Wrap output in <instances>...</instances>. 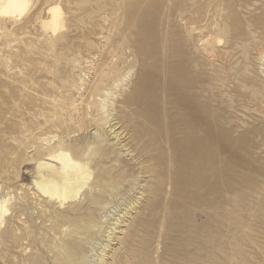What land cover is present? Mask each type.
<instances>
[{
	"label": "rangeland",
	"instance_id": "374dc122",
	"mask_svg": "<svg viewBox=\"0 0 264 264\" xmlns=\"http://www.w3.org/2000/svg\"><path fill=\"white\" fill-rule=\"evenodd\" d=\"M0 264H264V0L0 9Z\"/></svg>",
	"mask_w": 264,
	"mask_h": 264
},
{
	"label": "bare ground",
	"instance_id": "6f19581e",
	"mask_svg": "<svg viewBox=\"0 0 264 264\" xmlns=\"http://www.w3.org/2000/svg\"><path fill=\"white\" fill-rule=\"evenodd\" d=\"M26 5H27V0H0V9L3 12L4 11L5 12L11 11V12H19V13H21V12H23L25 10ZM50 12H51V15H52V18L50 16V18H51V21L49 22L50 27H52L54 29L55 28L58 29L57 28L58 20H57V17H56L57 16V10L53 9ZM42 27H43V25H42ZM168 83H169V86H170V88H168L169 91H171V92L178 91V89L175 87V83H174V79L173 78L169 77ZM176 95H178V94H176ZM180 95H181V93H180ZM193 127L194 128H191L192 129L191 132L193 134V139H191V141H190L192 144L187 146V147H191V150H194L193 151L194 152L193 156H194V158H197L198 154H199V151L197 152V150H198L199 147L197 148V144L196 143L199 141V139H198V134H199L198 130H199V128L195 124L193 125ZM57 156L56 157H57L58 161L60 162L59 168H55L53 166L45 164L44 166L46 168H48L47 174L45 172L46 175L44 177L41 176L42 179L39 182H37V186H38L39 189H41L43 192H45V194L48 193V194L53 196V195H56V194L58 195V193H59V195L65 200V199H67L69 197L70 198L73 197V196H71L72 193L75 191L74 188H73V185L76 183V181L79 178H74V176L72 175V172H73L72 170L73 169L75 170V166H76V163L72 162L73 159L71 160L69 158L70 156H68L67 154H62V153L57 155ZM57 159H55V160H57ZM84 166H85V164H84ZM78 168H80V167H78ZM81 176H83V175H81ZM84 176H86V175H84ZM34 182H36V181H34ZM75 189H77V188L75 187ZM62 198H60V199H62ZM75 198H77V197H75ZM67 201H68V199H67ZM63 252L61 254H63Z\"/></svg>",
	"mask_w": 264,
	"mask_h": 264
}]
</instances>
